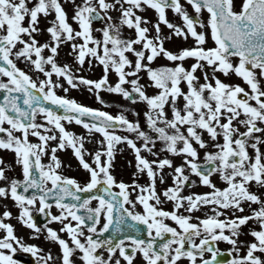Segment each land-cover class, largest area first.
<instances>
[{
	"label": "snow or ice",
	"instance_id": "6c2138e0",
	"mask_svg": "<svg viewBox=\"0 0 264 264\" xmlns=\"http://www.w3.org/2000/svg\"><path fill=\"white\" fill-rule=\"evenodd\" d=\"M174 38L186 46L166 47ZM85 65L101 75H77ZM233 75L242 84L221 79ZM81 87L145 109L85 105L68 95ZM0 94V150L13 154L0 157V264H20L18 249L35 264H264V0H0ZM125 148L130 181L113 172ZM68 149L84 181L65 174ZM195 185L208 190L185 194ZM13 219L58 251L26 243Z\"/></svg>",
	"mask_w": 264,
	"mask_h": 264
},
{
	"label": "rangeland",
	"instance_id": "374dc122",
	"mask_svg": "<svg viewBox=\"0 0 264 264\" xmlns=\"http://www.w3.org/2000/svg\"><path fill=\"white\" fill-rule=\"evenodd\" d=\"M66 8L69 12V15H71V6L70 5H66ZM144 15H147L149 16L151 19H155V15L153 13V11L149 10L147 12L144 13ZM48 19H51V16L48 18ZM46 24V21L42 18L41 19V26H44ZM60 60H68L70 61L71 60V57H67L65 54H64V51L62 50V53H61V57H60ZM20 67H23V64H20L19 65ZM101 68L99 66H94L93 69L91 71L88 70L87 68V65H85L84 67V70L80 73H77V75H84L86 76L87 78H91V79H96L98 78L100 75H101ZM110 76V82H114L116 77L112 76V75H109ZM59 94H63L62 91L58 90ZM101 96L105 99V101L107 102V106L105 105H101L99 102H97L95 100V97H94V94L93 93H90L86 90V88L84 87H81V88H77V89H70L68 95L70 97H74L76 98L79 102L85 104V105H89V106H92V107H95V108H100L102 110H105V111H109L111 113H115L117 111H119L120 109L117 107V104H120V105H124V99L122 97H120L119 95L117 94H111V93H108L106 91H101ZM127 104V103H126ZM130 105L129 108H136V110L138 112H140V110L138 109L137 105H132V104H128ZM127 115L129 116V119H135V117L132 116L131 114V111H129L127 113ZM140 120H143L142 117L140 116L139 117ZM65 127L66 129L76 133V134H81V133H84V129L82 128L81 125H77L75 124L74 122L69 124L67 122H65ZM119 132V130H117ZM100 134L99 133H92V142H86L85 146L89 149H94L95 147H97V145L94 143V141L96 139H100ZM31 139V138H30ZM121 148H124V145H117V149H121ZM59 155V157L61 158L62 161H64L66 164L70 163L72 165L71 169L69 168H65L64 169V172L65 174L67 175H75L77 177L80 178L81 181H84L86 176H87V173L82 170L81 168L78 167V162L75 160L74 157H72L71 155V150L68 149L66 151H61V152H58L57 153ZM0 157H2L5 161H8V162H13V154L11 152H8V151H5V150H0ZM150 158V157H149ZM44 162H47V157H44ZM151 159V158H150ZM129 160H133V156L131 154V152L129 150H127L125 148V150L123 152L121 151H117L116 154H115V161H114V164H115V167L113 169V172L116 176V178L119 180V179H123L125 181H130V179L132 178L131 177V173L135 170L134 169V166H129L128 165V161ZM175 163H179V160L178 158L174 160ZM134 163V162H133ZM168 169H165V172H167ZM17 175H19V170L17 169V172H16ZM9 175H11V173H9ZM192 179H197L195 176L191 177ZM213 181L215 183L218 184V186H223L222 182L218 180V178L213 175L212 177ZM138 180L140 183H144L145 180H146V177L141 175L138 177ZM170 179H166L165 181V185H160L159 183H157V189L159 190L160 188L164 187V186H167ZM208 189L205 187V186H201V185H195L193 186L192 189H187L185 188L183 191L185 192V194H187L189 191H196V192H203V191H207ZM6 203L9 205V210L12 211L13 215L15 216L17 214V209L12 206V202L9 200V201H6ZM165 208H169L170 205L169 204H165L164 205ZM53 213L56 212V209L53 207L52 209ZM35 212H33L34 214ZM196 215H202V213H195ZM11 222L16 226V235L17 236H21L23 237L24 241L26 243H35L37 245H39L41 248H42V245H41V242H42V236L40 237V239H30L29 238V229L27 228H24V227H21L18 222L16 220H11ZM168 223H173L171 221H167ZM51 227L53 228H57V223L53 222L51 225ZM2 234V233H0ZM251 239V237H241V239ZM217 247H219L221 249V252L223 253V256L221 257V255L218 257V259H227L229 258L228 257V254L226 252V249L230 247V245H228L226 242H220L217 244ZM18 251H20L18 249ZM243 254V251L242 253ZM210 255L208 253H206V257ZM184 262H186L185 260H181V264H183Z\"/></svg>",
	"mask_w": 264,
	"mask_h": 264
},
{
	"label": "flooded vegetation",
	"instance_id": "af4514ba",
	"mask_svg": "<svg viewBox=\"0 0 264 264\" xmlns=\"http://www.w3.org/2000/svg\"><path fill=\"white\" fill-rule=\"evenodd\" d=\"M188 11L191 13L192 12V9L190 8V7H188ZM206 17H207V12L206 11H204L203 12V18H205L206 19ZM168 18H169V20H171V21H174L175 23H181V21L179 20V18L176 16V15H174L172 12H170L169 13V16H168ZM161 27H162V30L163 31H165V32H167V29L163 26V25H161ZM128 34V30L127 29H125V35H127ZM192 44V40H191V38L187 41V45H191ZM182 46H186L185 45V43L183 42V41H181L180 39H178V38H176L175 40L173 39V41L172 42H170V43H167L166 44V47H168V48H170V49H172V50H175V49H177L178 47H182ZM161 63H167V61H164V60H157L156 61V64H161ZM186 63H190V61H186ZM221 79H224V80H226L227 82H234V83H241L242 84V81L239 79V78H237V77H235L234 75L233 76H230V77H223V76H221ZM141 82L143 83V82H145V77H141ZM147 91L148 92H154L155 91V89H147ZM140 107H141V110H142V112H143V110L145 109V106L142 104V103H140ZM170 182V181H169ZM59 227H60V225H59ZM61 235H64V234H61ZM53 245H54V249L56 250V252L58 251V248H57V246L54 244V243H52ZM34 264H35V262H34Z\"/></svg>",
	"mask_w": 264,
	"mask_h": 264
}]
</instances>
